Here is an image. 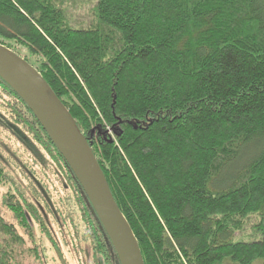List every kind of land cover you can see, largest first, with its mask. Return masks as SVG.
I'll return each instance as SVG.
<instances>
[{
    "label": "trees",
    "instance_id": "obj_1",
    "mask_svg": "<svg viewBox=\"0 0 264 264\" xmlns=\"http://www.w3.org/2000/svg\"><path fill=\"white\" fill-rule=\"evenodd\" d=\"M0 44L69 109L145 264H264V0H0ZM0 100V122L68 181L64 226L94 259L121 264L64 157L1 76ZM16 176L0 161L12 217L0 211V264H67L49 201Z\"/></svg>",
    "mask_w": 264,
    "mask_h": 264
},
{
    "label": "water",
    "instance_id": "obj_2",
    "mask_svg": "<svg viewBox=\"0 0 264 264\" xmlns=\"http://www.w3.org/2000/svg\"><path fill=\"white\" fill-rule=\"evenodd\" d=\"M0 76L25 101L64 157L92 204L121 264H145L138 240L118 206L88 138L42 74L0 44Z\"/></svg>",
    "mask_w": 264,
    "mask_h": 264
},
{
    "label": "rangeland",
    "instance_id": "obj_3",
    "mask_svg": "<svg viewBox=\"0 0 264 264\" xmlns=\"http://www.w3.org/2000/svg\"><path fill=\"white\" fill-rule=\"evenodd\" d=\"M6 112L8 111L5 108L4 101L0 100V114H2V117L8 115ZM26 139L22 129H13L6 126V123L0 122V161L11 170H16L17 180L20 177L24 178L22 179L23 184H25L28 191L32 188L35 196H45L46 200L49 201L51 208L46 209L47 211L44 209V211L49 214V224L55 238L58 240L60 250L67 264H102V262L92 257L89 243L79 241L72 226H64V217L61 215V200L67 197L69 193L66 191L68 181L62 175L61 169L38 143ZM21 168L24 169L28 178L20 173ZM7 191V185H0V211L6 219L12 221V217L4 205ZM48 194H50V197H48ZM31 195L33 196V194ZM36 198L35 201L38 202L40 199ZM223 264L238 263L226 260ZM253 264H262V261H256Z\"/></svg>",
    "mask_w": 264,
    "mask_h": 264
}]
</instances>
